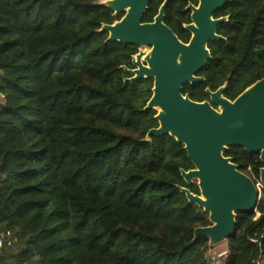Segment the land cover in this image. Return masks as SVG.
Masks as SVG:
<instances>
[{"label":"trees","instance_id":"1","mask_svg":"<svg viewBox=\"0 0 264 264\" xmlns=\"http://www.w3.org/2000/svg\"><path fill=\"white\" fill-rule=\"evenodd\" d=\"M106 0H0V227L17 241L0 264H213L209 238L194 241L209 213L181 186L200 194L181 170L194 168L183 143L145 106L154 79L130 82L139 46L109 40L115 14ZM164 0H150V22ZM168 0L165 23L188 42L186 6ZM209 42L211 58L183 93L210 99L227 83L234 100L264 76V0H230ZM256 183L259 152L225 151ZM258 213L260 214L258 216ZM223 264L264 260V195L258 210L237 213Z\"/></svg>","mask_w":264,"mask_h":264},{"label":"water","instance_id":"2","mask_svg":"<svg viewBox=\"0 0 264 264\" xmlns=\"http://www.w3.org/2000/svg\"><path fill=\"white\" fill-rule=\"evenodd\" d=\"M229 1L190 3L187 9L192 11V21L185 25L192 33L188 42L165 23L168 0L150 22L143 21L150 0H106L115 14H125L102 26L109 32V40L151 48H141L133 56L134 67L124 66L129 74L126 80L154 79L153 95L145 109H159L155 116L159 126L151 128L147 137L170 134L184 144L194 168L181 172L189 184L198 180L200 194L186 186L180 189L209 213L211 224L196 227L194 241L207 236L211 248L235 233L239 211L256 210L262 200L259 185L225 151L239 145L259 152L264 162V76L234 100L224 95L227 83L217 90L207 88L210 99L204 101L183 93L184 84L205 82L200 72L212 56L209 42L225 38L217 27L228 19L214 14ZM261 182L264 185V165Z\"/></svg>","mask_w":264,"mask_h":264},{"label":"built area","instance_id":"3","mask_svg":"<svg viewBox=\"0 0 264 264\" xmlns=\"http://www.w3.org/2000/svg\"><path fill=\"white\" fill-rule=\"evenodd\" d=\"M145 50H146V48H145ZM262 185V184H261ZM262 201V200H261ZM258 209H256V211H257ZM14 232L11 230V229H9V228H6V229H2L1 227H0V250L4 247V246H13L15 243H16V241H17V239H16V237L14 236V234H13ZM213 249V248H212ZM212 249H210V250H212ZM213 251H211V252H209V253H207V257H208V259H209V261L211 262V263H213V264H218V263H220V259L222 258V257H225V259H226V257L228 256V254H229V249H226V250H224V251H222V252H220V253H215V252H213ZM255 264H264V260L262 259V257H259L256 261H255Z\"/></svg>","mask_w":264,"mask_h":264},{"label":"rangeland","instance_id":"4","mask_svg":"<svg viewBox=\"0 0 264 264\" xmlns=\"http://www.w3.org/2000/svg\"><path fill=\"white\" fill-rule=\"evenodd\" d=\"M145 48H146V49L148 48V49H147L148 51L150 50L149 47H145ZM0 98H1V96H0ZM156 110L159 111L158 108H157ZM195 181L198 182V180H195ZM257 184L259 185V188H260V191H261V195H262V199H263V195H264V185L262 184L261 181L258 182ZM261 184H262V185H261ZM259 215H260V214L258 213V216H259ZM210 249H212V248L209 246L208 253L211 252V251H213V252H215V253H220V252H222V251L228 249V246H227V240H225V241L221 242L220 244L216 245L212 250H210ZM213 252H212V253H213Z\"/></svg>","mask_w":264,"mask_h":264},{"label":"flooded vegetation","instance_id":"5","mask_svg":"<svg viewBox=\"0 0 264 264\" xmlns=\"http://www.w3.org/2000/svg\"><path fill=\"white\" fill-rule=\"evenodd\" d=\"M164 1H165V0H164ZM164 1H163V2H164ZM163 2H162V3H163ZM199 2H200V0H198L197 3H193V2H190V3H193V4H195V5H198ZM190 3H189V4H190ZM189 4H188V5H189ZM188 5H187V6H188ZM160 6H161V5H160ZM187 6H186V10L190 11V14H191L192 11L189 10V9H187ZM159 8H160V7H159ZM124 14H125V13H124ZM123 16H124V15H123ZM214 16H215V14H214ZM215 17H216V16H215ZM191 21H192V20H191ZM189 23H190V22H189ZM186 24H188V23H186ZM186 24H185V25H186ZM185 28H186V27H185ZM186 29H187V28H186ZM190 33H191V32H190ZM191 35H192V33H191ZM190 38H191V36H190ZM189 40H190V39H189ZM145 47H149V46H139V49H138V51H137L136 53H138L139 50H140L141 48H142V49H145ZM149 48H150V47H149ZM147 49H148V48H147ZM147 49H146V50H147ZM150 49H151V48H150ZM136 53H135V54H136ZM135 54H133V56H134ZM133 56H132V58H133ZM130 67H134L133 64H132V66H130Z\"/></svg>","mask_w":264,"mask_h":264},{"label":"crops","instance_id":"6","mask_svg":"<svg viewBox=\"0 0 264 264\" xmlns=\"http://www.w3.org/2000/svg\"><path fill=\"white\" fill-rule=\"evenodd\" d=\"M224 261H225V257H222V258L220 259V263H218V264H223Z\"/></svg>","mask_w":264,"mask_h":264},{"label":"bare ground","instance_id":"7","mask_svg":"<svg viewBox=\"0 0 264 264\" xmlns=\"http://www.w3.org/2000/svg\"><path fill=\"white\" fill-rule=\"evenodd\" d=\"M144 56H145V55H144ZM144 56H143V57H144Z\"/></svg>","mask_w":264,"mask_h":264}]
</instances>
